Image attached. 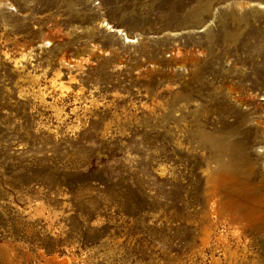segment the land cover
<instances>
[{"label":"rangeland","instance_id":"1","mask_svg":"<svg viewBox=\"0 0 264 264\" xmlns=\"http://www.w3.org/2000/svg\"><path fill=\"white\" fill-rule=\"evenodd\" d=\"M260 146L264 0H0V264H264Z\"/></svg>","mask_w":264,"mask_h":264},{"label":"bare ground","instance_id":"2","mask_svg":"<svg viewBox=\"0 0 264 264\" xmlns=\"http://www.w3.org/2000/svg\"><path fill=\"white\" fill-rule=\"evenodd\" d=\"M242 5V4H241ZM258 5H260V4H258ZM239 7V6H238ZM240 8L241 7H239V8H237V9H239L240 10ZM206 9H208L207 7H206ZM206 11V10H205ZM197 15L198 14H196L195 15V19L197 18ZM107 26V25H106ZM110 27V26H109ZM109 29H111V28H109ZM112 31V30H111ZM117 31V30H116ZM118 32H121L120 30H118ZM124 39H127V37H124ZM129 41V40H128ZM45 43H49V40L47 39V38H44V39H42L38 44H37V47L38 48H42L43 47V45L45 44ZM32 52V50L31 49H28V47L27 48H23V49H21L20 50V53L18 54V57H17V59H15V60H12V63H13V65L16 67V68H20L21 67V63H22V61H26L27 59H28V57H29V55H30V53ZM19 65H20V67H19ZM22 68V67H21ZM26 77H29V79L31 78V79H34L35 78V75H30L29 73H28V76H26ZM71 80H73L72 78H67L66 79V81H64L61 77H60V71L59 70H55L54 71V73L52 74V78H51V80H50V83L52 84V86L54 85V86H57V87H59L60 89H67L69 86H70V82H71ZM58 88V89H59ZM181 96V95H180ZM174 99V98H173ZM176 99V98H175ZM179 99V101H180V99H181V97L180 98H178ZM172 101V100H171ZM181 103V101L179 102V104ZM183 104L185 105V103L183 102ZM181 105V104H180ZM183 105V106H184ZM181 107H182V105H181ZM172 109H176L175 107L174 108H172ZM183 109H184V107H183ZM182 109V110H183ZM170 110H171V108H170ZM196 110V112H198L197 111V109H195ZM177 111H175V113H176ZM195 113V112H194ZM193 113V114H194ZM172 114H174V110L172 111ZM190 114H192V113H190ZM58 115V114H57ZM196 115H198V114H196ZM173 116H175V115H173ZM191 116H193V115H190V117ZM182 118H183V116H182ZM177 119V118H176ZM175 120V119H174ZM197 130V129H196ZM201 133V132H200ZM207 136V135H206ZM209 137V136H208ZM206 138V137H204V141L206 142V144L208 143L209 144V146L211 147L210 149H213V152H214V157H215V159H216V164H217V167L215 168V169H220V170H222L223 172H230L231 171V164L230 165H228V163L229 162H226L223 158L226 156L225 154L226 153H228V151H229V149H228V146H222L221 144H220V142H218V140H216V139H214V137H209V138ZM205 142H204V144H205ZM258 149H259V151L260 152H262L263 150H264V147H258ZM211 171V169L210 168H207L206 169V173H209ZM210 205H211V208H212V211H211V216H212V218L210 219L211 221L213 220V219H218L219 218V215H218V212H219V210L222 208V204H221V198L220 199H212V201H211V203H210ZM227 214V213H226ZM237 214H239V213H237ZM235 215V214H234ZM237 216H239V215H237ZM231 217V216H230ZM226 219H227V217H226ZM228 223V222H227ZM206 230L208 231L209 230V226H206ZM233 231H237V230H235V229H233ZM223 245V249H224V255H230V259H229V264H254V260L253 259H249V260H247V261H245V260H242V261H239V262H237L238 261V259H237V261L236 262H233V258H231L233 255H234V252H232V250L231 249H229L228 248V246L227 245H225V244H222ZM209 264H220L219 263V260L217 259V258H215L214 256H211V258H210V262H209Z\"/></svg>","mask_w":264,"mask_h":264}]
</instances>
